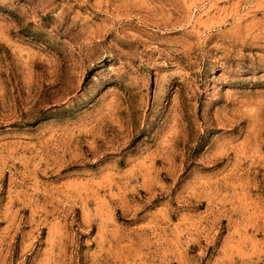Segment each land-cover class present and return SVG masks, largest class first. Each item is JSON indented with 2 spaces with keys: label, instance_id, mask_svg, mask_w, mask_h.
<instances>
[{
  "label": "rangeland",
  "instance_id": "rangeland-1",
  "mask_svg": "<svg viewBox=\"0 0 264 264\" xmlns=\"http://www.w3.org/2000/svg\"><path fill=\"white\" fill-rule=\"evenodd\" d=\"M0 264H264V0H0Z\"/></svg>",
  "mask_w": 264,
  "mask_h": 264
}]
</instances>
